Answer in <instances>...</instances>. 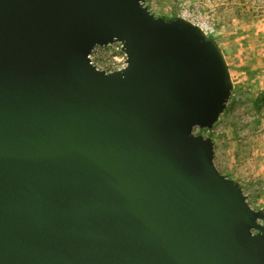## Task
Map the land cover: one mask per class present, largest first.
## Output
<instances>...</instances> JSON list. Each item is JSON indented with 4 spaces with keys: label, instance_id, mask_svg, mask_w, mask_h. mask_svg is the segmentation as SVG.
Returning <instances> with one entry per match:
<instances>
[{
    "label": "water",
    "instance_id": "obj_1",
    "mask_svg": "<svg viewBox=\"0 0 264 264\" xmlns=\"http://www.w3.org/2000/svg\"><path fill=\"white\" fill-rule=\"evenodd\" d=\"M145 0H0V264H264V208L214 165L217 41ZM121 41L123 69L90 63Z\"/></svg>",
    "mask_w": 264,
    "mask_h": 264
},
{
    "label": "rangeland",
    "instance_id": "obj_2",
    "mask_svg": "<svg viewBox=\"0 0 264 264\" xmlns=\"http://www.w3.org/2000/svg\"><path fill=\"white\" fill-rule=\"evenodd\" d=\"M156 15L205 22L223 51L233 88L212 128L194 132L214 140L215 167L242 186L248 204L264 208V0H147ZM264 224V221H261Z\"/></svg>",
    "mask_w": 264,
    "mask_h": 264
},
{
    "label": "built area",
    "instance_id": "obj_3",
    "mask_svg": "<svg viewBox=\"0 0 264 264\" xmlns=\"http://www.w3.org/2000/svg\"><path fill=\"white\" fill-rule=\"evenodd\" d=\"M144 4L147 6V0L144 1ZM179 16L199 25L207 32L206 23L189 18L186 10L182 9ZM88 58L90 63L96 68L105 70L106 72L120 70L127 65V54L121 41H114L106 45H94L88 54Z\"/></svg>",
    "mask_w": 264,
    "mask_h": 264
},
{
    "label": "trees",
    "instance_id": "obj_4",
    "mask_svg": "<svg viewBox=\"0 0 264 264\" xmlns=\"http://www.w3.org/2000/svg\"><path fill=\"white\" fill-rule=\"evenodd\" d=\"M262 104L264 105V89L258 93L255 99L256 107L260 108Z\"/></svg>",
    "mask_w": 264,
    "mask_h": 264
}]
</instances>
